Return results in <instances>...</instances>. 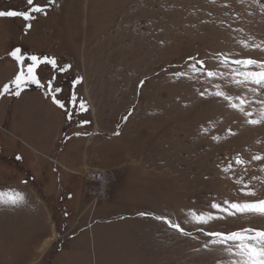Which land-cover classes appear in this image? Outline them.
Listing matches in <instances>:
<instances>
[{
	"label": "rangeland",
	"instance_id": "rangeland-1",
	"mask_svg": "<svg viewBox=\"0 0 264 264\" xmlns=\"http://www.w3.org/2000/svg\"><path fill=\"white\" fill-rule=\"evenodd\" d=\"M28 8L25 0H0V11ZM33 15L31 21L0 17V90L20 72L10 55L16 48L25 58L47 56L58 64L36 69L44 87L0 96L5 143L26 146L34 158L31 170L25 150L0 151V264H230L198 229L264 230V216L223 214L200 225L190 213L221 215L212 203L264 199V160L254 159L264 157V123L248 122L260 118L264 90L235 84L232 69L240 66L221 63L264 62V0H55L47 15ZM198 60L204 68L194 72ZM30 63L25 60V70ZM66 65L71 68L61 72ZM49 81L67 109L56 152L48 150L55 130L46 140L31 139L52 127L61 110L40 95L51 98ZM74 92L87 112L70 104ZM237 97L246 102L244 112L231 106L240 105ZM66 140L74 164L61 161ZM19 152L23 162H14ZM89 168L116 173L111 200L95 210L82 176ZM33 174L37 179L29 180ZM245 184L255 196L244 195ZM18 196L23 203L6 202Z\"/></svg>",
	"mask_w": 264,
	"mask_h": 264
},
{
	"label": "snow or ice",
	"instance_id": "snow-or-ice-1",
	"mask_svg": "<svg viewBox=\"0 0 264 264\" xmlns=\"http://www.w3.org/2000/svg\"><path fill=\"white\" fill-rule=\"evenodd\" d=\"M26 5L29 6L28 10L25 11H0V17H21L24 21H31L36 17L33 14H42L47 15V7L48 4H54L55 0H48V4L41 5L36 2V0H25ZM31 27V24L28 25ZM247 47V45H245ZM255 47L261 48L260 45H256ZM264 50V49H262ZM10 55L19 62L21 65V69L19 74L15 77V79L11 82V85L6 84L2 90H0V96L4 94H13L16 97L21 95V92L24 88L30 84H35L37 87H44L41 84L40 79L36 74V69L41 65H50L51 69L55 70L58 68L57 61L55 58L50 57H38L36 55H31L30 57L25 58L21 54V49L16 48L14 51L10 53ZM30 60L31 63L27 65L25 70V60ZM191 59V58H190ZM200 65V68L196 67V64L191 65L194 72H200L204 68V61L198 60L196 62ZM221 63L224 67H229V65H238L240 68H233V80L235 84L247 86L248 84H252L257 86L258 89L264 90V62L257 61L254 59H231L224 58ZM71 68V65H66L60 67L59 70L61 72L67 71V69ZM243 69V70H240ZM258 69V70H254ZM207 76H223V73H216L213 71H207ZM182 75V74H181ZM237 77H240L237 79ZM82 82V78H77L74 83L80 84ZM141 87L143 86V81L141 82ZM48 91L51 94V98L53 102L61 109L65 110V103L56 97L54 93L61 91L59 88H52L51 81L48 83ZM252 91H256V88H253ZM217 96L223 97L225 100H228L231 103V98L223 92H217ZM240 99V105L232 103L231 106L234 109H237L241 112H244L245 100ZM70 104L73 108H77L82 112H87L88 107L82 99L77 100L76 93H72ZM246 116H251V112H246ZM73 116L71 113H68V119L72 120ZM252 125H258L264 123V110L260 112L259 119H251L248 121ZM83 124H88L90 121L85 119ZM79 135V133H77ZM119 135V133H116ZM19 159V157H18ZM256 160H264V157L256 156L254 157ZM236 163L243 164L244 161L241 159H237ZM237 183H241V181H237ZM247 189V190H246ZM241 191L246 196H255L256 193L250 189H248V185L245 184L244 188ZM7 203H11L13 205H17L24 202L23 196L10 198ZM210 207L216 210L217 213H221V215H216L212 212L200 213L198 214L196 211H192L190 215L195 223L200 225H207L210 221L215 219H224L225 216L223 214H227L228 216H234L237 213H254L264 216V199L259 200L257 202L252 203H238V202H230L224 201L222 203H212ZM141 215L147 216L148 213H141ZM156 220L163 221L170 228H174L179 231L182 235L190 236L191 233L185 231L184 228L180 226L178 223H173L165 216H154ZM205 236L210 237L209 243L211 245L217 246L221 249V251L225 252L230 259V264H264V230H255L251 228L242 229L240 231H234L230 233H223L219 231H204L203 228L198 229ZM205 247H208V243L205 244Z\"/></svg>",
	"mask_w": 264,
	"mask_h": 264
},
{
	"label": "crops",
	"instance_id": "crops-1",
	"mask_svg": "<svg viewBox=\"0 0 264 264\" xmlns=\"http://www.w3.org/2000/svg\"><path fill=\"white\" fill-rule=\"evenodd\" d=\"M6 62H8V61H6ZM22 93H28V92H21V94ZM29 93H32V92H29ZM33 93H36L37 94V92H33ZM5 95H9V94H5ZM40 95L42 96V99H43V101L46 103V104H48V105H50V106H52L53 108H55V106L49 101L48 102V100H47V98H46V96L44 95V94H42V93H40ZM56 109V108H55ZM57 111V110H56ZM59 113H58V115H57V119H56V121H55V123L53 124V121L50 123V124H52L51 126L52 127H48L46 130H45V133H43V134H41V133H39V136H36V137H31V139H39V140H41V139H44V140H46L47 138H49V136L48 135H46V133L49 131V130H55V134L54 135H52V138L54 139V143H52L51 145H48V150L49 151H51V152H56V150H57V144H55V141H58L60 138H61V136H62V127H63V118L61 117V114L63 113V111L62 110H59L58 111ZM75 137H77V136H75ZM85 137V136H84ZM4 137H3V135H2V133L0 132V151L1 152H7V153H9L10 154V152L11 151H13V150H21V151H23V154H24V150L28 153V155L30 154V155H32L33 153H32V151L29 149V148H27L26 146H24V148L23 149H21V148H18V147H12L11 145H8V144H6L5 143V140L3 139ZM79 138H80V136H79ZM20 141H21V138H18ZM67 141V140H66ZM70 141V140H69ZM77 141L79 142L80 141V139H77ZM68 143V141L64 144V145H62V147H61V151L62 152H64V150H67L68 148H67V144ZM26 144V143H25ZM42 145L43 146H45V144L44 143H42ZM74 147V146H73ZM67 152V154H68V151H66ZM19 154V156L20 157H22V158H24V156H23V154H22V152L20 153H15L14 154V156L15 155H18ZM60 157H62V159H61V161H64L66 164L67 163H73L74 164V162L75 161H73L72 159H70V157L68 158V160H67V155H66V153L64 152V154L62 153V154H60ZM10 158V157H9ZM33 155H32V159H31V161H30V164H29V168L31 169V170H33L32 169V167H31V163H32V161H33ZM55 159V158H54ZM55 160H57L58 162H59V160L58 159H55ZM60 163V162H59ZM54 164V163H53ZM56 169V168H55ZM33 173H34V171H33ZM60 173H62V172H60ZM33 176V180H36L37 178L35 177V174H33L32 175ZM42 176V175H41ZM40 176V177H41ZM63 176V175H62ZM74 175H72V177H73ZM69 177V175H67V177L66 178H68ZM23 182H25V183H28V180H24Z\"/></svg>",
	"mask_w": 264,
	"mask_h": 264
},
{
	"label": "built area",
	"instance_id": "built-area-1",
	"mask_svg": "<svg viewBox=\"0 0 264 264\" xmlns=\"http://www.w3.org/2000/svg\"><path fill=\"white\" fill-rule=\"evenodd\" d=\"M53 162L60 165L57 160ZM82 176L88 183L87 193L92 198L90 207H92L93 210L97 208L100 202L111 200V186L116 179L115 171L101 168H89Z\"/></svg>",
	"mask_w": 264,
	"mask_h": 264
},
{
	"label": "trees",
	"instance_id": "trees-1",
	"mask_svg": "<svg viewBox=\"0 0 264 264\" xmlns=\"http://www.w3.org/2000/svg\"><path fill=\"white\" fill-rule=\"evenodd\" d=\"M8 85H11V82H10ZM30 92H38V91H30ZM41 93H43V92H41ZM44 95H45V94H44ZM45 96H46L47 100L50 99V100L52 101V104H53L55 107L57 106V105L53 102L52 98H49V97H50L49 95L47 96V94H46ZM50 100H48V101H50ZM57 107H58V106H57ZM57 107H56V108H57ZM57 109H58V108H57ZM59 109H61V108H59ZM59 109H58V110H59ZM61 110H62V109H61ZM18 157H19V159H18ZM11 159H12V158L10 157V160H11ZM13 159H14V162H18V163H19V162H21V161L23 162V159H24V158L20 157L19 154H18V155H15V156L13 157ZM27 176H28V179H29V180H33L32 175H27ZM28 179H27V180H28Z\"/></svg>",
	"mask_w": 264,
	"mask_h": 264
},
{
	"label": "bare ground",
	"instance_id": "bare-ground-1",
	"mask_svg": "<svg viewBox=\"0 0 264 264\" xmlns=\"http://www.w3.org/2000/svg\"><path fill=\"white\" fill-rule=\"evenodd\" d=\"M106 30H107V29H106ZM108 35H109V34H108ZM97 53H98V52H97ZM137 60H138V59H137ZM116 63H117V62H116ZM128 66H129V65H128ZM96 131H98V130H97V129H95V133H94V134H92V137H93V136H95V135L97 134V133H96ZM90 224H91V225H90ZM89 225H90V226H89L88 228H89V229H91L92 222H91V223H89Z\"/></svg>",
	"mask_w": 264,
	"mask_h": 264
}]
</instances>
